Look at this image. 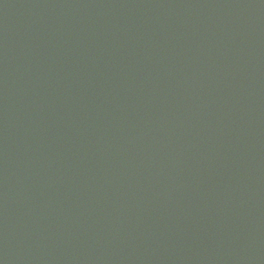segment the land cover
<instances>
[{
	"label": "water",
	"instance_id": "obj_1",
	"mask_svg": "<svg viewBox=\"0 0 264 264\" xmlns=\"http://www.w3.org/2000/svg\"><path fill=\"white\" fill-rule=\"evenodd\" d=\"M0 264H264V0H0Z\"/></svg>",
	"mask_w": 264,
	"mask_h": 264
}]
</instances>
